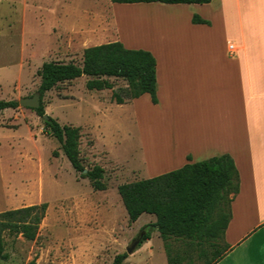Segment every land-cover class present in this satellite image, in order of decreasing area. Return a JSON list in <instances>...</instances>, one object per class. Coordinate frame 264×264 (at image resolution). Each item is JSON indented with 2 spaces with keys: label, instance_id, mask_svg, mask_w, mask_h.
I'll return each instance as SVG.
<instances>
[{
  "label": "rangeland",
  "instance_id": "374dc122",
  "mask_svg": "<svg viewBox=\"0 0 264 264\" xmlns=\"http://www.w3.org/2000/svg\"><path fill=\"white\" fill-rule=\"evenodd\" d=\"M104 1L0 0V100L20 101L38 93V71L45 62L82 65L80 36L89 34L92 43L111 31L110 12L96 16ZM138 10L126 15L125 30L146 36L149 22L159 17ZM87 80L83 76L59 84L43 102L49 117L82 129L83 163L87 170L104 169L105 191H96L89 179L74 171L35 111L19 106L0 113V213L49 205L39 238L8 237L2 264H112L118 255L128 254L144 231L145 226H138L154 216L144 215L133 228L118 187L175 167L171 158L177 151L169 153L166 164L164 145L176 144L178 128L207 123L200 113L186 120L176 96L158 105L144 96L136 107L130 105L127 82L111 78L113 89L89 91ZM114 93L128 106H118ZM216 98V106H224L222 97ZM204 248L211 258L213 249L208 243ZM123 264H168L158 232L150 243L128 254Z\"/></svg>",
  "mask_w": 264,
  "mask_h": 264
},
{
  "label": "crops",
  "instance_id": "0c3cea01",
  "mask_svg": "<svg viewBox=\"0 0 264 264\" xmlns=\"http://www.w3.org/2000/svg\"><path fill=\"white\" fill-rule=\"evenodd\" d=\"M138 9L159 17L155 25L149 22L152 32L147 30L146 36L128 35L125 30L126 15ZM106 10L112 18L111 31L92 43L89 34L80 36L83 50L119 41L127 49L151 52L157 60L158 104L176 96L186 120L200 113L207 122L178 128L176 144L162 148L166 164L176 149L171 158L176 166L154 175L230 155L240 174V193L232 202V218L224 236L231 250L218 264H264V0L176 5L105 0L96 16ZM194 16L210 24H194ZM144 96L153 104L149 94ZM218 96L224 103L221 108L216 106ZM142 97L130 105L137 107ZM144 215L148 214L133 223V228ZM155 222V216L147 217L138 228Z\"/></svg>",
  "mask_w": 264,
  "mask_h": 264
},
{
  "label": "trees",
  "instance_id": "16d2710c",
  "mask_svg": "<svg viewBox=\"0 0 264 264\" xmlns=\"http://www.w3.org/2000/svg\"><path fill=\"white\" fill-rule=\"evenodd\" d=\"M115 4L162 3L208 4L211 0H111ZM194 24H210L194 16ZM41 83V106L32 109L38 116L46 114L44 95L59 84L87 77L89 91H104L114 88L111 78L128 84L129 99H139L149 94L154 104L157 98V60L145 50L127 49L121 42H111L86 48L82 65L74 63L45 62L38 71ZM117 104L125 101L114 93ZM17 100H0V113L17 109ZM44 121L45 131L60 144L74 171L92 183L96 191L107 189L105 171L100 166L87 170L81 156L82 129L61 125L50 117ZM57 154V153H55ZM85 170L87 172L85 173ZM240 174L234 159L219 155L208 160L187 164L184 167L160 176L125 183L118 193L129 217L135 223L143 214L156 217L154 224L143 228L141 243L151 239L152 231H158L164 243L168 264H218L231 250L225 244V231L232 218V202L240 193ZM48 203L25 206L0 213V264L6 258V239L22 236L36 241L43 221L47 216ZM208 243L213 249L208 258ZM223 244V246H222ZM128 254L118 255L112 264H123Z\"/></svg>",
  "mask_w": 264,
  "mask_h": 264
},
{
  "label": "water",
  "instance_id": "95a60500",
  "mask_svg": "<svg viewBox=\"0 0 264 264\" xmlns=\"http://www.w3.org/2000/svg\"><path fill=\"white\" fill-rule=\"evenodd\" d=\"M41 94L38 92L36 93L33 97L31 98H23L19 101L20 106L25 107V108H30V109H38L41 106ZM50 119V117L45 114L43 116V120L48 121ZM87 172V170H85V173ZM145 232H143L141 234V236H139V238H137L132 245L128 248V254H132L140 245L141 240L144 236Z\"/></svg>",
  "mask_w": 264,
  "mask_h": 264
},
{
  "label": "bare ground",
  "instance_id": "6f19581e",
  "mask_svg": "<svg viewBox=\"0 0 264 264\" xmlns=\"http://www.w3.org/2000/svg\"><path fill=\"white\" fill-rule=\"evenodd\" d=\"M160 159V158H159ZM158 159V161H159V163L161 164V161ZM163 161V160H162ZM164 162V161H163ZM165 163H166V161H165Z\"/></svg>",
  "mask_w": 264,
  "mask_h": 264
},
{
  "label": "built area",
  "instance_id": "2783aa9c",
  "mask_svg": "<svg viewBox=\"0 0 264 264\" xmlns=\"http://www.w3.org/2000/svg\"><path fill=\"white\" fill-rule=\"evenodd\" d=\"M230 49H233L232 47Z\"/></svg>",
  "mask_w": 264,
  "mask_h": 264
}]
</instances>
